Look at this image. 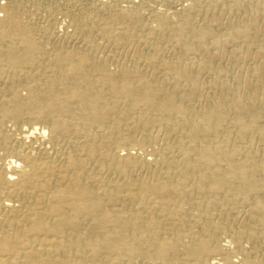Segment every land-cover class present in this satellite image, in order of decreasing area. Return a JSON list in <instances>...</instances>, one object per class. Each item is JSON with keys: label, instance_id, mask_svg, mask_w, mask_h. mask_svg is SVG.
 Listing matches in <instances>:
<instances>
[{"label": "bare ground", "instance_id": "bare-ground-1", "mask_svg": "<svg viewBox=\"0 0 264 264\" xmlns=\"http://www.w3.org/2000/svg\"><path fill=\"white\" fill-rule=\"evenodd\" d=\"M224 2L228 12L242 3ZM249 2L260 13H249L244 22L233 21L225 29L207 19L194 25L197 0L176 23L158 16L156 28L145 31L139 30L144 16L137 9H109L105 15L98 11L95 17L104 21L100 33L112 43L148 41L156 35L160 42L169 38L180 45L175 59H162L165 45L155 44L149 55L138 52L136 62L114 69L77 45L47 48L49 43L38 34L47 36V26L36 28L14 2L3 7L0 76L5 68L13 72L0 86V142L10 141L4 121L25 120L41 126L30 128L34 132L28 130L22 144L31 134L42 144L33 146L35 152L24 151L28 143L19 153L14 150L17 160L0 164V196L11 198L0 201V264H121L139 259L191 264L216 255L222 259L212 264H264V146L258 149L252 143L257 139L264 145V20L259 17L264 0ZM83 22L78 17L74 24L90 43ZM115 23L124 30L112 29ZM239 47L241 57H258L246 69L249 74L236 68L232 90L225 79L227 67L220 66L210 83L214 92H205L200 76L214 70L211 60ZM198 54L202 61L195 64ZM236 58L233 65L238 66ZM152 127L163 131L159 154L143 159L129 150L118 153L119 147L135 143L138 132L151 141ZM65 141L69 143L63 149ZM150 144L153 151L158 149L153 140ZM51 150L61 162L50 156ZM91 161L98 163L96 173L88 169ZM104 171L117 179L104 180ZM239 202L249 207L245 221L231 232L232 241L255 238L257 227L263 233L258 246L239 249L242 259L236 263L228 260V247L217 239L229 230L228 215ZM218 206L221 220L213 222Z\"/></svg>", "mask_w": 264, "mask_h": 264}, {"label": "rangeland", "instance_id": "rangeland-1", "mask_svg": "<svg viewBox=\"0 0 264 264\" xmlns=\"http://www.w3.org/2000/svg\"><path fill=\"white\" fill-rule=\"evenodd\" d=\"M192 1V2H191ZM196 0H0V18L1 16L4 17L3 15L5 14L4 13V9L3 7L4 6H8L11 4H17L21 7V9L23 10V16L25 17V19H29L31 23L33 24H36L35 27L38 28L39 30L42 29L44 26H47L49 29V32H48V35L47 36H44V34H42V32H38L39 36H41V38L43 39V41H45L44 43L45 44H48L49 45H46V47H50L49 49H56L58 47H65V45H67V47H76L75 45H77V47L81 48L80 50L81 51H87V53L91 54L95 59H101L100 61H103V62H107V66L114 69L118 66H121V65H131L132 63L136 62V55L138 52H141L145 55H149L152 51V47L155 46V44L157 46H160L162 47V49H164L165 47V50H163V53L161 55V58L162 59H175L177 58V55H178V48H180V45L177 44L176 42H172L170 41V39L168 38H165L163 40H158L156 35H153V36H150L148 38V41H143V39H140V38H135V41L131 42V43H112V40L111 39H108L106 37H103L101 35V28L104 26L103 23L104 21H100L97 17H95L97 14L98 11H101V12H98V13H101V14H104L105 13H108L110 11V13H118L121 9H133L136 10L137 9V12L139 13L140 11V16H144V17H141V24L142 26L139 27V30L140 31H145L144 28L148 29L149 27L151 28H156L157 26V18L158 16L159 17H166L167 20L171 21L172 23L175 22L177 20H179L181 18V16H183V10L189 5V4H192V3H195ZM199 2V6H200V11L199 13L197 14H194L193 17L195 18H191L192 21H194L195 19V24L194 25H202L203 22L207 19L210 20V21H213L212 23H214V25L219 22L221 24V29H225L226 26H230L231 23L234 21L233 24L236 23H239L241 20V22H244L250 15H253V14H259L260 13V8L255 6V5H251L252 2H249V0H239L240 2V6L238 7V11L236 9H231L229 12H228V8H227V5L226 3L224 2L225 0H197ZM201 1V2H200ZM204 1V2H203ZM21 2V3H20ZM102 2V3H101ZM217 2V3H216ZM246 2V3H245ZM25 3V5H24ZM28 3V4H27ZM136 3V4H135ZM210 3V4H209ZM249 3H250V6H249ZM4 4V5H3ZM13 4V5H14ZM201 4V5H200ZM205 4V5H203ZM228 4V3H227ZM220 6V8H219ZM255 6V8H254ZM25 7V8H23ZM136 7V8H135ZM142 7V8H141ZM204 7V8H203ZM88 8V9H87ZM108 8V9H107ZM258 8V9H257ZM99 9V10H98ZM105 11H104V10ZM110 9V10H109ZM224 9V10H222ZM227 9V10H226ZM247 9V10H246ZM255 9V10H254ZM28 10V11H27ZM97 10V11H96ZM109 10V11H108ZM114 10H117L116 12ZM218 10V11H217ZM243 12H241V11ZM104 11V12H103ZM108 11V12H107ZM113 11V12H112ZM203 11V13H202ZM207 11V12H206ZM29 12V13H28ZM103 12V13H102ZM158 12V13H157ZM210 12V13H209ZM235 12V14H234ZM253 12V13H251ZM36 13V14H35ZM207 13V14H206ZM218 13V14H217ZM230 13V14H229ZM239 13V15H238ZM250 13V15H248ZM30 14V17H28ZM39 14V15H38ZM149 14V15H148ZM152 14V15H151ZM204 14V15H203ZM224 14V15H223ZM28 15V16H27ZM196 15V16H195ZM209 17H208V16ZM212 17V20H211V17ZM235 15V16H234ZM238 15V16H237ZM245 15V16H244ZM248 15V16H247ZM207 16V17H206ZM220 16V17H219ZM243 16V17H242ZM263 16V17H262ZM81 18V20H84L86 25H87V28L88 30H90V35H91V40H90V43H87L83 40V34L81 33V29H78V27L74 24V21L76 18ZM164 17V18H165ZM174 17V18H173ZM204 17V18H203ZM206 17V18H205ZM226 17V18H225ZM234 17V18H233ZM260 19L261 17L263 18L264 20V15L262 14L261 16H259ZM32 18L34 20H32ZM203 18V19H202ZM230 18V20H229ZM236 18V19H235ZM246 18V19H245ZM202 19V20H201ZM232 19V21H231ZM28 20V21H29ZM229 20V21H228ZM239 22H238V21ZM244 20V21H243ZM107 21V20H106ZM145 21V22H143ZM215 21V22H214ZM225 21V22H224ZM193 22V23H194ZM225 24H224V23ZM174 23V24H175ZM218 24V23H217ZM216 24V26H217ZM224 25V26H223ZM50 26V27H49ZM120 26V27H119ZM145 26V27H144ZM148 26V27H147ZM41 27V28H40ZM92 27V28H91ZM94 27V28H93ZM111 27L112 29H114L116 32H119V30H124V28L121 27L120 23H115V24H111ZM224 27V28H222ZM142 28V29H141ZM118 29V30H116ZM99 30V31H97ZM113 30V31H114ZM56 31V33H55ZM114 31V32H115ZM97 33V34H96ZM79 34V35H78ZM96 34V35H95ZM219 35H221L219 33ZM38 36V38H40ZM76 36V37H75ZM81 37V38H80ZM156 37V39H155ZM40 38V39H41ZM104 38V39H103ZM56 39V40H55ZM62 41H60V40ZM80 39V40H79ZM51 40V41H50ZM55 40V42H54ZM111 40V41H110ZM139 40V42H138ZM152 40V41H151ZM156 40V41H154ZM169 40V41H168ZM46 41H49L46 43ZM57 41V42H56ZM72 41V42H71ZM75 43H74V42ZM163 41V42H162ZM168 41V42H167ZM82 42V43H81ZM108 42V43H107ZM138 42V44H137ZM52 43V44H51ZM55 46H54V44ZM86 43V44H85ZM136 43V44H135ZM140 43V44H139ZM132 44V45H130ZM145 44V45H144ZM149 44V45H147ZM169 44V45H168ZM60 45V46H59ZM71 45V46H70ZM151 45V46H150ZM165 45V46H164ZM171 45V46H170ZM173 45V46H172ZM178 45V46H177ZM53 46V47H52ZM83 46V47H82ZM86 46V47H85ZM150 46V48H149ZM164 46V47H163ZM167 46V47H166ZM93 47V48H92ZM173 50H172V49ZM209 48V46L207 47ZM89 49V50H88ZM137 49V51H136ZM149 49V50H148ZM151 49V51H150ZM240 49V50H239ZM239 49L237 50L236 53H233L234 50H230V51H226V52H223L225 55L221 54L220 56L218 57H215L213 58L211 61V65L213 66L212 68L214 70H212L211 72L209 73H205L203 72L202 75L200 76L201 77V81L205 84V89L204 91L207 92V93H212L214 92V89L213 87L211 86L210 83H212L215 78L217 77L216 76V72L217 70L220 69V66L221 67H227L226 68V73H225V79L227 80L226 82L228 83L230 89L232 90H235L236 89V79L234 76H236V72L240 71L241 69H243V72H246V74H249L248 70L246 69H251V67L253 65H255L256 63V58H257V61H258V57L257 56H249L248 57H241V53H242V49L241 47H239ZM92 50V51H91ZM180 50V49H179ZM91 51V52H90ZM102 51V52H101ZM165 51V52H164ZM173 51V52H172ZM104 52V53H103ZM168 52V53H167ZM230 52V53H229ZM107 53V55H106ZM111 53V54H110ZM202 53V52H201ZM200 53V54H201ZM228 53V55H226ZM109 54V55H108ZM167 54V55H166ZM200 54H198L195 58H193L192 62L195 64H197L198 62L202 61V57L199 56ZM231 54H233L234 56H232ZM113 55V56H112ZM172 55V56H171ZM102 56V57H101ZM167 56V57H166ZM237 56H239L238 58H236ZM107 57V58H106ZM118 57V58H117ZM173 57V58H172ZM181 58V57H180ZM238 59V62H239V65L238 66H235L233 65L234 64V60ZM242 58V59H241ZM255 58V59H254ZM106 59V60H105ZM200 59V60H199ZM231 59V60H230ZM240 59V60H239ZM118 61V62H117ZM219 61V62H218ZM232 61V62H231ZM251 61V62H250ZM132 62V63H131ZM129 63V64H128ZM247 63H250L247 65ZM252 63V64H251ZM138 64L141 66L143 63H141V61H138ZM220 64V65H218ZM240 64L242 65V67L240 68ZM245 64V65H244ZM229 65V66H228ZM251 65V66H250ZM113 66V67H112ZM143 66V65H142ZM141 66V67H142ZM234 66V68H232ZM218 68V69H217ZM237 68V70L235 71V69ZM229 69V70H228ZM240 69V70H239ZM9 69L5 68L4 69V75L3 76H0V86L2 85V83L5 81L4 79H6V74H10L12 73L13 71L9 70ZM32 69H28L27 71H31ZM232 70V71H231ZM242 71V70H241ZM33 72V70H32ZM230 72V74H229ZM212 73V74H211ZM229 75H228V74ZM234 75H233V74ZM232 74V75H231ZM162 75V74H160ZM213 75V76H212ZM216 76V77H215ZM233 76V77H232ZM161 77V76H160ZM204 77V78H203ZM213 77V78H212ZM2 78V79H1ZM228 78V79H227ZM234 78V79H233ZM20 78H18L19 80ZM214 79V80H213ZM217 79V78H216ZM21 80V79H20ZM19 80V81H20ZM229 80V81H228ZM23 82V80H21ZM208 81V82H207ZM211 81V82H210ZM231 82V84H230ZM209 84V85H208ZM23 85L24 84H19V90H22L20 91L22 94H24L25 90L23 89ZM235 87V88H234ZM22 88V89H21ZM210 88V89H209ZM213 89V90H212ZM208 90V91H207ZM203 102H200L199 105H202ZM9 122V123H8ZM7 120L4 121V125H3V129H4V132L6 133L7 135V138H9L10 136V139H8L7 141L9 142H6V143H1L0 142V164L2 163V165H6L7 162H9V160H17V158H19V155L18 153L20 152V150H24L25 149V146H28L26 147V149L24 151H28V148L30 149L29 151H34L35 152V149L38 148L39 145L42 144V140H40L39 138H37L36 136L37 135H33L31 134L30 137L28 138L29 142L27 144H22V140L24 137L28 136L26 135L28 133V130H30V128H34V126L36 128H39L41 125L39 123H35V122H28L27 121H19L21 123H19L18 121H11L10 120ZM6 123V125H5ZM5 126V128H4ZM31 126V127H30ZM23 128V129H22ZM22 130V131H21ZM7 131V132H6ZM27 131V132H26ZM31 132L30 133H33L34 130H30ZM18 132V133H17ZM22 132V133H21ZM152 132V133H151ZM162 133V134H161ZM26 136H25V135ZM141 134H144V133H141V132H138L136 133V137H135V143L134 141L129 143V144H126L124 146H121L117 149L118 153L120 155H122L125 151L127 152L128 150L130 151V153L134 154V155H138L140 156L141 158L143 159H151L153 157L156 156V154H159L158 150L159 148L164 144V140H163V131L158 129L156 130V127H152L151 130L149 131V134H150V137H151V141L153 140V142L156 144L154 147L155 148H158V149H155L154 151L152 150L153 149V146L150 144L151 141H146V137H144L143 139V136L144 135H141ZM159 134V135H158ZM21 135V136H20ZM154 135V136H153ZM23 136V137H22ZM32 136V137H31ZM20 137V139L18 138ZM33 137H35V139H33ZM141 137V138H139ZM154 137V138H153ZM155 137H156V140H155ZM159 137V138H158ZM162 137V138H161ZM18 138V139H17ZM22 138V139H21ZM25 139V138H24ZM139 139H140V142H139ZM254 139V138H253ZM26 140V139H25ZM24 140V141H25ZM38 140V141H36ZM138 140V141H137ZM143 141V142H142ZM172 142L169 143V145L171 146L172 144V148L171 150L173 149V151H176V147L174 145V139H171ZM21 142V143H20ZM142 142V143H141ZM148 142V143H146ZM157 142V143H156ZM255 142V143H254ZM64 143V144H63ZM69 142H62L60 144V147L63 148V149H66ZM252 143L258 147V149L262 148L264 145L262 142H259L257 141V139L255 140H252ZM11 144V145H10ZM158 144V145H157ZM257 144V145H256ZM259 144V145H258ZM2 145V146H1ZM62 145V146H61ZM143 145V147H142ZM145 145V146H144ZM11 146V147H10ZM14 146V147H13ZM21 148H20V147ZM22 146H24L22 148ZM31 148H30V147ZM35 149H34V147ZM129 148H128V147ZM135 147V148H134ZM175 147V148H174ZM11 148L13 150H11ZM33 148V149H32ZM145 148V149H144ZM17 149V152L16 151L14 152V150ZM20 149V150H19ZM141 149V150H139ZM147 149V150H146ZM150 149V150H149ZM133 150V151H132ZM136 150V151H135ZM151 151V152H150ZM52 152V153H51ZM50 152V156H52L53 158L55 157V160L57 162H61L59 160V154H56L53 152H55V150H51ZM122 152V153H121ZM145 154H144V153ZM156 153V154H155ZM125 154V153H124ZM144 154V155H143ZM2 156V157H1ZM12 156V157H11ZM7 157V158H6ZM58 158V159H57ZM19 161V160H18ZM88 164V169H90V171L96 173L98 171V163H96L95 161H91L89 162ZM4 165V166H5ZM94 165V166H93ZM96 169V170H95ZM104 173V174H103ZM110 174V175H108ZM103 175L105 177H103ZM108 175V176H106ZM107 177V178H106ZM110 177L112 179H117V176L112 173L111 171H104L102 172L101 174V178H103L104 180H107V179H110ZM6 194L3 193L1 196H0V201H3V200H11V198L9 196H7L5 198ZM5 200V202H6ZM240 204V205H239ZM234 204L233 206L235 207V209L233 208L232 212L229 213L228 215V222L226 221L227 225H230L232 226L231 229L230 226H228L229 230L227 229L226 231L228 232H223L221 233V235L219 236L218 235V239H217V243L220 244V246L222 245V247H228L229 249V255H228V260L230 259L231 261H234V262H239L241 259H242V255L240 254V251L239 249L242 248L243 250H247L248 249L250 250L252 248V246L256 245L258 246L259 243L261 242V236H262V229L261 227H257L258 230H257V234L255 236V238L253 239H248L246 236H243L240 240L239 243H234L231 239V232L232 231H235L237 229V226H239V222L240 221H245L243 220L246 215H245V211L248 209L249 207V204H241L240 202ZM245 204V205H244ZM238 205H239V209H238ZM244 206V207H243ZM239 211H238V210ZM242 209V210H241ZM219 206L216 207V211L214 214H216L214 216L215 218H212L213 222H217L218 220L220 221L221 219L219 218ZM237 212V213H236ZM235 215V216H234ZM239 216V217H238ZM237 217V218H235ZM244 217V218H243ZM239 219H242V220H239ZM237 220V221H236ZM218 221V222H219ZM233 223H232V222ZM233 224V225H232ZM236 227V228H235ZM230 232V233H229ZM261 232V235L259 234ZM258 239V240H257ZM184 240L188 241L187 238L184 237ZM254 240V241H253ZM257 240V241H256ZM260 241V242H259ZM246 242V243H245ZM254 242V243H253ZM257 242H259L258 244H256ZM253 243V244H252ZM252 245V246H251ZM245 246V247H244ZM247 247V248H246ZM262 256L261 254H259L258 257ZM214 257V258H213ZM207 259L205 260V262H200V263H191V264H212L214 262H217L219 261L220 259H222V256L221 255H216V256H208L206 257ZM232 258V259H231ZM262 258V257H261ZM179 261L176 262V264H180V262L178 263ZM154 262L152 261H145V260H137V261H134V262H129V261H126L125 263H121V264H153ZM155 264V263H154ZM157 264V263H156ZM182 264V263H181ZM190 264V263H189ZM228 264V263H227Z\"/></svg>", "mask_w": 264, "mask_h": 264}]
</instances>
